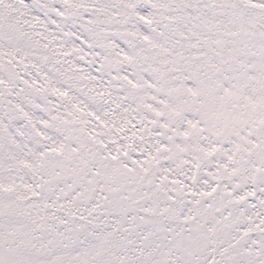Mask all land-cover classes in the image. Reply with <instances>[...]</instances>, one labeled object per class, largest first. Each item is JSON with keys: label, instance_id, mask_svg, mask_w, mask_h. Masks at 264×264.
<instances>
[{"label": "snow or ice", "instance_id": "6c2138e0", "mask_svg": "<svg viewBox=\"0 0 264 264\" xmlns=\"http://www.w3.org/2000/svg\"><path fill=\"white\" fill-rule=\"evenodd\" d=\"M0 264H264V0H0Z\"/></svg>", "mask_w": 264, "mask_h": 264}]
</instances>
